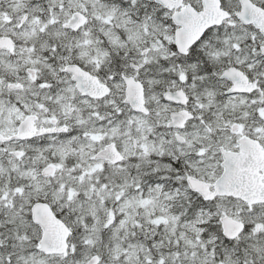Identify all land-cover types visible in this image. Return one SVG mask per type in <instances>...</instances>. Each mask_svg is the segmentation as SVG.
<instances>
[{
    "label": "snow or ice",
    "instance_id": "snow-or-ice-1",
    "mask_svg": "<svg viewBox=\"0 0 264 264\" xmlns=\"http://www.w3.org/2000/svg\"><path fill=\"white\" fill-rule=\"evenodd\" d=\"M0 264H264V0H0Z\"/></svg>",
    "mask_w": 264,
    "mask_h": 264
}]
</instances>
